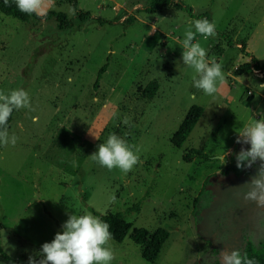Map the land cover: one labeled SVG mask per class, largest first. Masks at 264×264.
I'll list each match as a JSON object with an SVG mask.
<instances>
[{"label": "rangeland", "instance_id": "374dc122", "mask_svg": "<svg viewBox=\"0 0 264 264\" xmlns=\"http://www.w3.org/2000/svg\"><path fill=\"white\" fill-rule=\"evenodd\" d=\"M147 1L52 0L48 11L72 21L62 30L53 18L21 22L0 12V91L23 88L31 103L14 110L8 124L16 144L0 146V248L23 264L30 256L38 261L41 245L73 214L121 212L130 231L169 232L152 263L130 231L111 240V264L221 263L222 252L264 241V206L242 198L256 165L239 178L225 174L249 147L236 143L238 132L263 115L264 78L242 64L253 57L264 71V0H180L216 25L214 37H196L224 73L211 96L193 86L197 74L181 59L195 19L172 8L146 13ZM78 10L89 16L79 20ZM151 81L158 88L147 99L142 90ZM192 105L202 115L175 148L170 137ZM112 133L140 158L127 174L90 157ZM192 148L207 158L184 160ZM204 184L209 202L198 220L192 204Z\"/></svg>", "mask_w": 264, "mask_h": 264}, {"label": "clouds", "instance_id": "9594fccd", "mask_svg": "<svg viewBox=\"0 0 264 264\" xmlns=\"http://www.w3.org/2000/svg\"><path fill=\"white\" fill-rule=\"evenodd\" d=\"M4 2L8 4V0ZM13 3L20 12L44 19L52 0H13ZM215 29V23L207 18L196 19L185 30L182 41V62L197 74L193 77V86L209 96L218 92V84H223L225 77L219 63L208 61L207 51L196 37H214ZM21 108H31L27 91L23 88L13 89L7 94L0 91V146L16 144L17 137L9 134L8 121L13 111ZM37 122L38 117H33V123ZM123 123L128 124L129 120L125 118ZM236 143L249 145L241 147L235 154L236 167L243 170L256 165L255 174L245 183L248 190L242 198L264 206V118L253 117L252 123L238 132ZM90 157L109 171L118 168L125 174L140 162L137 151L115 133L110 134L105 143H99ZM62 229L51 242L41 245L38 254L41 258L37 261L30 256L28 264H111L115 259L110 246V226L99 217L91 213L73 214L63 223ZM221 264H256V261L249 259L246 253L241 255L239 249H232L221 253Z\"/></svg>", "mask_w": 264, "mask_h": 264}, {"label": "trees", "instance_id": "16d2710c", "mask_svg": "<svg viewBox=\"0 0 264 264\" xmlns=\"http://www.w3.org/2000/svg\"><path fill=\"white\" fill-rule=\"evenodd\" d=\"M73 8H75V4H73ZM163 8L182 10L189 17H192L195 20L203 19V18H207L209 20L208 16L206 15L195 16L192 12L191 7L185 5L180 0H148L146 4L142 6V10L146 13H156ZM0 12L3 13L4 15L12 16L13 18L21 22H28L31 19L42 20L36 15L29 16L25 13L20 12L13 3V0H8V4H5L4 0H0ZM76 14L79 20H84L89 16L88 11H82V10H78ZM50 18H53L55 20L56 26L60 30L69 29L72 26L71 19L64 12L48 11L47 16L44 18V20ZM132 19L133 18H129L127 21L131 22ZM240 48L244 52L243 44L240 45ZM250 63H254V65L258 67L257 62L253 57H251ZM249 66H250L249 63L242 64V69L245 73L249 72ZM106 68H107V61L99 68L96 75V79L93 83V88L97 87L99 80L102 74L104 73V71L106 70ZM157 88H158V84L155 81H151L144 87V89L142 90V94L147 99H152ZM202 112H203V108L199 105H192L188 108L183 119L179 123L177 129L170 137V144L173 147L179 148L184 143L189 133L195 126L196 122L202 115ZM12 114L8 121V124L12 118ZM262 118H264V112ZM193 157L207 158V155L202 153L200 150L194 148L189 149L188 152H186L183 155V159L186 161L190 160ZM231 172L237 178L241 177L242 175L248 174L246 169L243 170L238 169L236 165L225 169V174ZM206 186H207L206 184L203 185L201 190L195 196L192 204L193 214L195 218H197L198 220L202 219L200 215L201 209L205 207V205L207 206L209 202L206 200L208 198L207 192L209 193V190L206 188ZM136 209H137V205H134L132 206V208H129L126 211H131ZM99 218L105 221L110 226V231L112 233V240L115 242H121L123 238L130 231V224L123 219V213L121 212H114V213L108 212L103 215H100ZM1 228L2 226L0 224V229ZM168 236H169V232L166 229L162 227H157L151 231L146 230L145 228H134L130 231L129 237L133 243H135L140 247L141 258L146 262L152 263L157 258L160 248L163 245V243L166 241ZM240 252L241 255H244L246 253L249 259H254L256 261V264H264V241L254 244L252 241L247 240L243 245V247L241 248ZM0 262L4 264H23L22 262L8 256L1 248H0ZM214 264H221V263L219 261H215Z\"/></svg>", "mask_w": 264, "mask_h": 264}, {"label": "built area", "instance_id": "2783aa9c", "mask_svg": "<svg viewBox=\"0 0 264 264\" xmlns=\"http://www.w3.org/2000/svg\"><path fill=\"white\" fill-rule=\"evenodd\" d=\"M249 71L252 72L253 75H255L258 78H264V71L256 67L254 64H250Z\"/></svg>", "mask_w": 264, "mask_h": 264}, {"label": "crops", "instance_id": "0c3cea01", "mask_svg": "<svg viewBox=\"0 0 264 264\" xmlns=\"http://www.w3.org/2000/svg\"><path fill=\"white\" fill-rule=\"evenodd\" d=\"M251 64H254V63H251ZM255 77H256V76H255ZM257 78H258V77H257ZM261 84H262V83H261ZM261 84H260V85H261ZM263 112H264V109H263ZM262 114H263V113H262Z\"/></svg>", "mask_w": 264, "mask_h": 264}]
</instances>
